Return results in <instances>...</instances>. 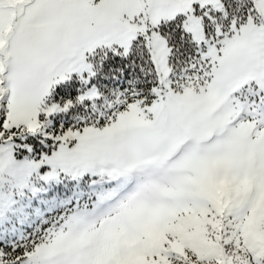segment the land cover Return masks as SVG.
I'll return each instance as SVG.
<instances>
[{"label":"snow or ice","instance_id":"6c2138e0","mask_svg":"<svg viewBox=\"0 0 264 264\" xmlns=\"http://www.w3.org/2000/svg\"><path fill=\"white\" fill-rule=\"evenodd\" d=\"M240 140L249 190L180 201L199 242L165 231L136 264H264V0H0V264H123L105 214L170 150Z\"/></svg>","mask_w":264,"mask_h":264},{"label":"rangeland","instance_id":"374dc122","mask_svg":"<svg viewBox=\"0 0 264 264\" xmlns=\"http://www.w3.org/2000/svg\"><path fill=\"white\" fill-rule=\"evenodd\" d=\"M200 151V144L193 142L184 154L171 159L174 150H170L105 214L99 222V242L108 255L122 258L123 264H136L131 250L141 242L151 247L165 231L199 242L202 219L195 214L181 217L179 202L205 195L218 202L229 190H249L253 157L245 154L242 140L231 146L233 156L228 160L210 162L199 155ZM226 173L238 179V184L226 183ZM254 206L256 215L249 224L252 233L257 221L264 219V186L259 188Z\"/></svg>","mask_w":264,"mask_h":264}]
</instances>
